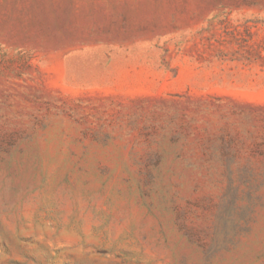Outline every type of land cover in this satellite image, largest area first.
<instances>
[{
	"label": "rangeland",
	"instance_id": "rangeland-1",
	"mask_svg": "<svg viewBox=\"0 0 264 264\" xmlns=\"http://www.w3.org/2000/svg\"><path fill=\"white\" fill-rule=\"evenodd\" d=\"M0 264H264V0H0Z\"/></svg>",
	"mask_w": 264,
	"mask_h": 264
}]
</instances>
